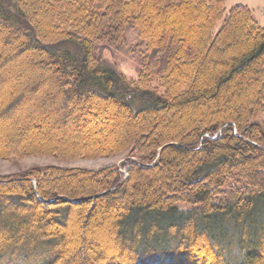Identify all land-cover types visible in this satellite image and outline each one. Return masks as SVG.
Segmentation results:
<instances>
[{
	"label": "trees",
	"instance_id": "obj_1",
	"mask_svg": "<svg viewBox=\"0 0 264 264\" xmlns=\"http://www.w3.org/2000/svg\"><path fill=\"white\" fill-rule=\"evenodd\" d=\"M130 26L150 50L166 53L153 70L143 68L137 80L96 56L97 43L122 42ZM235 34L241 49L223 61L214 59L235 51L229 43ZM0 42L8 46L0 48V72L5 64L30 57L41 74L50 73L64 97L67 120L57 130L65 133L63 127L74 123L73 131L84 130L91 140L65 154L44 143L43 135L11 129L1 135L0 158L85 157L128 149L138 155L129 160L125 175L120 168L104 170L81 183L63 181L67 173L52 167L0 178V228L5 231L0 264H264V82L251 90L252 82L264 78V27L248 7L226 13L225 0H0ZM220 43L223 48L216 49ZM216 66L220 72L213 71ZM233 85L237 92L230 91ZM40 89L14 94L2 117ZM245 91L248 102L233 111L231 98ZM202 103L229 106L232 112L207 113L177 132L164 122L162 133L154 134L155 117L171 109L196 111ZM92 105L109 115L119 108L140 126L123 141L98 142L102 128L90 123L101 114ZM75 108L81 113L73 114ZM168 142L173 144L159 154ZM155 171H162L165 187L136 202L133 182L138 185ZM122 206L128 212L112 219L107 235L120 250L119 259L99 249L89 255L93 241L86 236L85 252L75 253L55 226H66L73 213L83 217L84 207L92 221L98 207Z\"/></svg>",
	"mask_w": 264,
	"mask_h": 264
},
{
	"label": "rangeland",
	"instance_id": "obj_2",
	"mask_svg": "<svg viewBox=\"0 0 264 264\" xmlns=\"http://www.w3.org/2000/svg\"><path fill=\"white\" fill-rule=\"evenodd\" d=\"M237 6L248 7L252 11L257 23L261 27H264V0H225L226 13H229L231 9ZM220 26L221 22L218 24L216 30H218ZM140 35L141 34L137 28L130 26L126 29L122 42L121 40L117 42L118 40L108 37L110 38L107 39L108 41L97 43L96 56L98 57L99 62L104 66L111 67L117 72L122 73L129 80H137L142 69L145 67L153 70L157 62L163 61L164 54L166 53L157 50H150L146 42L147 40ZM232 38L233 39L229 43L235 46V51L231 50V52L226 53L224 57L218 56L214 59L223 61V58H226L228 55L232 56L236 51L241 49L239 46L241 43L239 37L235 34ZM223 43L218 44L216 49L223 48ZM2 47L6 49L8 48V46L2 45L0 42V48L2 49ZM25 57L27 58L28 56ZM34 57L35 60H37V56ZM28 58L29 59H26L28 63L24 58H20L12 64H5L6 66H3V71L0 72V140L3 138L1 135H4V132L11 131V129L13 131L19 129L27 136H45V138L40 137L44 143L49 142L51 143L50 145L59 147V149L65 154L73 151L72 149L77 150L80 146L84 145L85 142H91L89 138H86L84 130L80 132L73 131L72 127L74 126V123H68L67 126L63 127L65 133H62L59 129L57 130L60 126V122H62V120H64V122L67 120L66 115L68 114L63 107L64 97L61 93V89L55 88L54 80L52 77H49L50 73L41 74V69L32 63L33 61L30 57ZM213 71L220 72V68L216 66ZM262 82H264V78H261L259 83L256 81L252 82L251 90L256 91L259 85L263 86ZM34 86L41 88L38 93L32 96H27L23 99L22 104L14 106L9 110L10 113H8L7 117H2L3 114L1 115V111L8 106L11 97L14 94L22 90L26 91ZM237 86H231L230 91H235ZM246 89H248V87ZM246 93L247 91L242 95H235L234 99L231 98L230 107L233 111L237 108L238 104L243 105L248 102L249 98L244 97V95L246 96ZM54 95H56V98L52 99ZM83 103L84 102H82V104ZM202 104L203 105L195 109L196 111L186 110V113L183 112V114H180L171 109L168 112H164L161 116L155 117L152 119L154 128H156L154 134L158 135L162 133L159 126L164 122L169 125L171 131L177 132L180 127L186 123L189 124L190 121L199 120L201 117H204V115H207V113L220 111L222 109H224V111H229L230 113L232 112L229 106L226 109L225 105L222 106L214 103L213 105L209 103ZM205 106L206 109L204 108ZM92 108L94 109L93 112H96L98 115L101 114V118H99L98 121L90 123V128L94 127L97 130L102 128L101 135H98L95 139L98 142L102 139H110L115 142L123 141V139L129 137L130 130L132 131V129L134 130L140 126L139 122L130 121L125 117V113H122V110L119 108H113L112 115H109L107 112L108 110L101 111V107L99 106L92 105ZM2 112H5V110ZM78 113H81V110L75 108L73 114ZM89 117L91 118L92 116ZM260 120L264 121V116H262ZM105 123L106 125H104ZM33 126L38 127V130L40 131H36L35 128H32ZM172 144L173 142L164 144L160 148L159 154L164 148H167ZM137 157L138 155H136L135 152L128 149L121 153L85 157L66 158L63 155L28 154L22 157H12L9 159L0 158V178H17L28 172L33 173L37 169L52 167L54 169L62 170L65 174L67 173L66 178L62 179L63 181L70 182L74 180L73 182H82L90 177L92 178L94 175H98L100 171L113 170L116 168H120V172L125 175L130 167L129 160H136ZM161 172L155 171L147 173L144 176V179L140 180L138 185L135 184L137 182H133L134 186L139 191H137V193L135 189L130 187L131 193L134 194L136 192L134 198L137 200L136 202H139V200H145V195L149 196V194L152 195L153 193H157V191L163 190L162 188L165 187L163 184L166 181L162 177V179L160 178ZM170 172L171 176H174L175 170ZM91 178L88 180L91 181ZM155 180L156 184L149 185L147 183L148 181L152 182ZM129 200L130 198L126 199V201L124 200V203L128 204ZM98 209L99 210L96 213V216L94 215L95 217L92 221L91 219L88 220L85 213L87 209L84 207L82 212V214H84L83 217L76 219L75 213H73L66 223V226L59 224L55 226L59 227L58 231L61 236L67 240H71V248H73L72 250H74L75 253H77L79 249L81 254L85 252L82 249L85 241L82 239L86 236L93 241V245L90 246L91 254L89 255L95 256V251L99 249L102 251L104 250V252L107 251L108 256H111V258H118L119 255H117V253H119L120 250L115 249L116 247L114 248L108 243L109 236L107 235L110 234H108V232L111 230L112 221L116 218L117 214L127 213L128 211H126L125 206L118 209H110L109 207L108 210L101 207H98ZM25 212L28 211L26 210ZM89 221V225L86 226V232L82 233V231L85 230L84 225ZM34 227L33 224L31 228L33 229ZM0 230V240H2L5 236V231L1 228ZM197 245L201 246L200 244ZM199 258L201 257H198L197 259ZM205 262L208 263V259H206Z\"/></svg>",
	"mask_w": 264,
	"mask_h": 264
}]
</instances>
